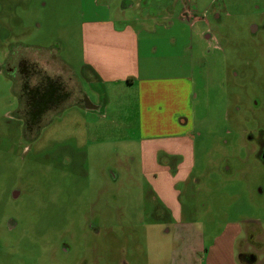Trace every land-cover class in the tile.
Returning <instances> with one entry per match:
<instances>
[{"label":"rangeland","instance_id":"rangeland-1","mask_svg":"<svg viewBox=\"0 0 264 264\" xmlns=\"http://www.w3.org/2000/svg\"><path fill=\"white\" fill-rule=\"evenodd\" d=\"M99 20L140 32V75L190 79L188 128L155 133L183 135L191 170L179 179L183 157L159 151L166 174H149L178 208L174 218L141 175L134 86L86 79L80 29ZM9 49L69 78L94 109L74 94L29 135L0 74V264H172L181 231L193 237L185 253L227 224L244 231L237 250L264 256V161L245 140L264 141V0H0V59Z\"/></svg>","mask_w":264,"mask_h":264},{"label":"crops","instance_id":"crops-1","mask_svg":"<svg viewBox=\"0 0 264 264\" xmlns=\"http://www.w3.org/2000/svg\"><path fill=\"white\" fill-rule=\"evenodd\" d=\"M182 11H185L183 9ZM186 13H182L185 18ZM220 17L216 15L218 20ZM202 18L194 21L202 22ZM118 26H116V25ZM189 26H192L189 25ZM145 27V26H144ZM140 32L128 23H113L110 20L90 21L82 24L80 29L79 49L81 55L82 67L87 69V79L95 81L98 85H121L128 81V86H134L136 100V130L139 144V163L140 171L145 182V174L162 172L166 174L165 167H159L155 164L157 152L175 153L183 157V161L176 164V176L181 179L191 170V155L189 146L184 140L183 135L174 137H163L162 133H155L164 128L174 129L176 132L184 133L188 128L187 121H182L187 117L191 109V83L187 76H141V44L144 41L139 40ZM210 39V35H206ZM143 47V46H142ZM144 60V58H142ZM160 96H171L173 102L169 105L160 103ZM102 105V104H101ZM106 104L102 107L105 108ZM168 112L167 118L164 114ZM158 114L164 121L158 118ZM167 119V120H166ZM177 121V122H176ZM180 121V123H179ZM173 131V132H174ZM177 137V138H176ZM172 138V139H166ZM158 141H172L171 144L163 145ZM171 151V152H169ZM158 174V173H157ZM155 176V175H154ZM146 180H148L146 178ZM152 190L160 197L165 206L168 207L171 216L176 217L179 212L178 208L166 201V194L160 188L158 179H150ZM229 226V227H228ZM232 226V227H231ZM182 233V234H181ZM242 232L235 228V225L227 224L224 230L215 235L208 246L202 243H195L191 250L183 253L180 248L187 241L188 247L192 245L191 232H180L175 239L179 252L173 251L174 257L172 264H199L198 254L205 253L203 264H242L238 260L239 249L237 242L242 241L240 234ZM203 239V238H202ZM241 239V240H240ZM204 240V239H203ZM205 246V247H204ZM236 248V249H235ZM178 251V250H177Z\"/></svg>","mask_w":264,"mask_h":264},{"label":"flooded vegetation","instance_id":"flooded-vegetation-1","mask_svg":"<svg viewBox=\"0 0 264 264\" xmlns=\"http://www.w3.org/2000/svg\"><path fill=\"white\" fill-rule=\"evenodd\" d=\"M254 29L255 33L253 34L255 35L258 28L254 27ZM14 52L9 49L8 53L0 59V74H3L11 83V88L15 94L14 103L20 116L22 128L27 130V134H32L42 125L47 114L59 110L67 101L73 98L74 94H76L75 104L82 107H85V105L93 106L89 98L80 91L77 84L69 83V78H63L61 74H48L40 69L35 61L22 56L18 57ZM253 135L247 133L245 140L247 143H256L258 157L264 161V141L261 139L256 140ZM224 170L228 171L227 167ZM18 197L19 193L13 191L12 199L16 200ZM94 223L92 222L88 226V230L97 238L101 233L97 224ZM7 226L11 230L14 228L15 223L10 224L8 221ZM240 231L244 232L243 229ZM247 233L251 237L252 234ZM123 250L124 248L120 253ZM239 252L238 260L242 264H264V256L258 259L255 254L246 252L243 249H240ZM121 262L125 264L124 261Z\"/></svg>","mask_w":264,"mask_h":264},{"label":"water","instance_id":"water-1","mask_svg":"<svg viewBox=\"0 0 264 264\" xmlns=\"http://www.w3.org/2000/svg\"><path fill=\"white\" fill-rule=\"evenodd\" d=\"M251 31H252V33L255 31L254 26H252ZM85 108H86V109H89V110H92V109H94V106H91V105H85Z\"/></svg>","mask_w":264,"mask_h":264},{"label":"built area","instance_id":"built-area-1","mask_svg":"<svg viewBox=\"0 0 264 264\" xmlns=\"http://www.w3.org/2000/svg\"><path fill=\"white\" fill-rule=\"evenodd\" d=\"M185 17H186L188 20H189V19H191V20L193 19V22L197 20L196 17L191 16V15H189V14H188V15L186 14Z\"/></svg>","mask_w":264,"mask_h":264}]
</instances>
